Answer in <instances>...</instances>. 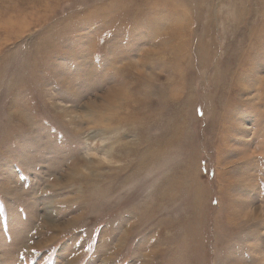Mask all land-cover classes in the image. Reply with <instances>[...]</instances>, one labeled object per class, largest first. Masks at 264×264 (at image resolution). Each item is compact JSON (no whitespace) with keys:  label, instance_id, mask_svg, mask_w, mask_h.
Returning <instances> with one entry per match:
<instances>
[{"label":"rangeland","instance_id":"rangeland-1","mask_svg":"<svg viewBox=\"0 0 264 264\" xmlns=\"http://www.w3.org/2000/svg\"><path fill=\"white\" fill-rule=\"evenodd\" d=\"M0 264H264V0H0Z\"/></svg>","mask_w":264,"mask_h":264},{"label":"bare ground","instance_id":"bare-ground-1","mask_svg":"<svg viewBox=\"0 0 264 264\" xmlns=\"http://www.w3.org/2000/svg\"><path fill=\"white\" fill-rule=\"evenodd\" d=\"M120 96V93L119 92H116V91H112L108 96H106L107 97V100L108 101H111L112 99H115V98H117V96L118 95Z\"/></svg>","mask_w":264,"mask_h":264}]
</instances>
